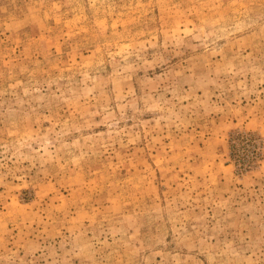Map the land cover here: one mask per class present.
<instances>
[{
    "label": "rangeland",
    "instance_id": "1",
    "mask_svg": "<svg viewBox=\"0 0 264 264\" xmlns=\"http://www.w3.org/2000/svg\"><path fill=\"white\" fill-rule=\"evenodd\" d=\"M0 264H264V0H0Z\"/></svg>",
    "mask_w": 264,
    "mask_h": 264
}]
</instances>
